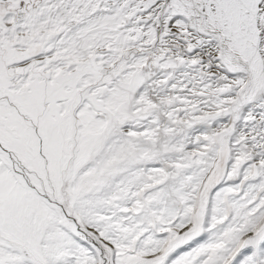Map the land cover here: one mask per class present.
I'll use <instances>...</instances> for the list:
<instances>
[{
  "label": "snow or ice",
  "instance_id": "6c2138e0",
  "mask_svg": "<svg viewBox=\"0 0 264 264\" xmlns=\"http://www.w3.org/2000/svg\"><path fill=\"white\" fill-rule=\"evenodd\" d=\"M0 264H264V0H0Z\"/></svg>",
  "mask_w": 264,
  "mask_h": 264
}]
</instances>
